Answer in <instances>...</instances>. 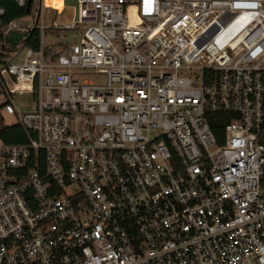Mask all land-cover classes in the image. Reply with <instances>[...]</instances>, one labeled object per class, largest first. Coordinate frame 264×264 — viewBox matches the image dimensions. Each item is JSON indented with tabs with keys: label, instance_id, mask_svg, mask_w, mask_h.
<instances>
[{
	"label": "built area",
	"instance_id": "obj_1",
	"mask_svg": "<svg viewBox=\"0 0 264 264\" xmlns=\"http://www.w3.org/2000/svg\"><path fill=\"white\" fill-rule=\"evenodd\" d=\"M58 1L0 18V264H264V0Z\"/></svg>",
	"mask_w": 264,
	"mask_h": 264
},
{
	"label": "trees",
	"instance_id": "obj_2",
	"mask_svg": "<svg viewBox=\"0 0 264 264\" xmlns=\"http://www.w3.org/2000/svg\"><path fill=\"white\" fill-rule=\"evenodd\" d=\"M0 5L4 8V13L0 17L2 21L21 16L25 13L24 7L17 6L12 0H0ZM24 43L35 48L38 44V30L31 29L24 39ZM228 112L210 111L208 112V121L212 132L218 141L222 138V128L228 120ZM0 137L8 142H18L24 140L22 128L17 123L4 124L0 126Z\"/></svg>",
	"mask_w": 264,
	"mask_h": 264
},
{
	"label": "rangeland",
	"instance_id": "obj_3",
	"mask_svg": "<svg viewBox=\"0 0 264 264\" xmlns=\"http://www.w3.org/2000/svg\"><path fill=\"white\" fill-rule=\"evenodd\" d=\"M50 4V3H49ZM53 4V3H51ZM57 5V4H54ZM37 8V0H33L30 6V10L23 15V17L18 18L17 22H25L28 24H33L35 22V12ZM40 10L42 11V18L37 19V23L40 21H43L44 23H47L50 21V17L52 13L54 12V9L50 7L48 4L41 6ZM61 33H64L66 35V40H76V31L74 29H65L61 31ZM52 41L51 37L46 38V41ZM56 41V40H54ZM21 45V44H20ZM90 78L98 79L101 77L100 74H90ZM4 95L0 94V102L4 99ZM12 102L14 103V106L17 107L18 110H26L29 109L32 105L33 96L32 94L28 92H22V93H14L11 97ZM15 121V116L13 114L6 113L2 110L0 107V126L4 124H9L11 122Z\"/></svg>",
	"mask_w": 264,
	"mask_h": 264
},
{
	"label": "water",
	"instance_id": "obj_4",
	"mask_svg": "<svg viewBox=\"0 0 264 264\" xmlns=\"http://www.w3.org/2000/svg\"><path fill=\"white\" fill-rule=\"evenodd\" d=\"M74 3L75 5V14L74 18H76V1L75 0H63V3ZM28 4L29 0H27L26 5L24 6V11L26 12L28 10ZM23 34V32L16 31V30H11L10 33L7 35L9 39H11L12 43L14 44L17 39Z\"/></svg>",
	"mask_w": 264,
	"mask_h": 264
},
{
	"label": "bare ground",
	"instance_id": "obj_5",
	"mask_svg": "<svg viewBox=\"0 0 264 264\" xmlns=\"http://www.w3.org/2000/svg\"><path fill=\"white\" fill-rule=\"evenodd\" d=\"M45 2L47 3V4H49V3H53V4H57L58 5V0H45Z\"/></svg>",
	"mask_w": 264,
	"mask_h": 264
}]
</instances>
